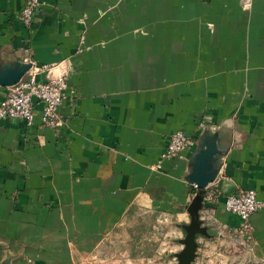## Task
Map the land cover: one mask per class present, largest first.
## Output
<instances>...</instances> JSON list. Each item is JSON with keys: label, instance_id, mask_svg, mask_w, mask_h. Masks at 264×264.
I'll list each match as a JSON object with an SVG mask.
<instances>
[{"label": "crops", "instance_id": "crops-1", "mask_svg": "<svg viewBox=\"0 0 264 264\" xmlns=\"http://www.w3.org/2000/svg\"><path fill=\"white\" fill-rule=\"evenodd\" d=\"M240 1L42 0L26 27L24 0H0V66L71 72L55 127L42 105L31 127L0 123V264H73L141 207L188 223L200 191L188 166L208 130L229 149L200 218L209 236L243 240L225 202L249 190L264 202V0ZM178 131L195 143L163 159ZM251 225L243 241L264 262V206ZM213 241L198 236L199 250Z\"/></svg>", "mask_w": 264, "mask_h": 264}, {"label": "rangeland", "instance_id": "rangeland-1", "mask_svg": "<svg viewBox=\"0 0 264 264\" xmlns=\"http://www.w3.org/2000/svg\"><path fill=\"white\" fill-rule=\"evenodd\" d=\"M240 4L245 12L252 10V0H241ZM85 48L83 39L80 50ZM189 223L152 208L134 209L94 250L72 252L73 264H178L176 255L183 250L181 241L186 237L182 226ZM206 227L209 233L216 230L213 226ZM208 237L216 241L210 246L203 243L195 264H264L250 254L248 244L239 237L233 240L217 234ZM10 262L11 259H6L3 264Z\"/></svg>", "mask_w": 264, "mask_h": 264}, {"label": "built area", "instance_id": "built-area-1", "mask_svg": "<svg viewBox=\"0 0 264 264\" xmlns=\"http://www.w3.org/2000/svg\"><path fill=\"white\" fill-rule=\"evenodd\" d=\"M42 0H24L21 21L26 27L34 23L36 12ZM46 68L33 64L29 73L15 86L9 88L8 95L0 104V123L3 120H24L28 127L35 123L36 106L42 105L40 120L44 127H55L59 123V110L66 98L69 72L63 69L57 76H50L46 70V79H40ZM195 141L185 132L178 131L171 137L170 144L163 159L181 157ZM161 169V163L154 167ZM195 188H197L195 186ZM264 206V202L253 190L228 196L225 202L227 212L238 216L241 220L240 235L248 243L253 230L251 218Z\"/></svg>", "mask_w": 264, "mask_h": 264}, {"label": "water", "instance_id": "water-1", "mask_svg": "<svg viewBox=\"0 0 264 264\" xmlns=\"http://www.w3.org/2000/svg\"><path fill=\"white\" fill-rule=\"evenodd\" d=\"M32 67L33 63L25 61L3 63L0 66V86L10 88L17 85ZM223 132L222 130L204 132L189 162L186 181L200 191L187 208L191 220L189 224L182 226L186 237L181 241L183 250L176 255L178 264H195L200 248L198 236H209L200 215L204 207V190L217 180L222 169L223 158L229 149Z\"/></svg>", "mask_w": 264, "mask_h": 264}]
</instances>
